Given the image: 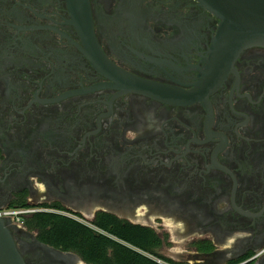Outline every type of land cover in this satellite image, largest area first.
Returning a JSON list of instances; mask_svg holds the SVG:
<instances>
[{"label": "flooded vegetation", "instance_id": "flooded-vegetation-1", "mask_svg": "<svg viewBox=\"0 0 264 264\" xmlns=\"http://www.w3.org/2000/svg\"><path fill=\"white\" fill-rule=\"evenodd\" d=\"M219 25L199 0H0V209L26 264H92L43 213L264 264V46L214 64Z\"/></svg>", "mask_w": 264, "mask_h": 264}, {"label": "trees", "instance_id": "trees-1", "mask_svg": "<svg viewBox=\"0 0 264 264\" xmlns=\"http://www.w3.org/2000/svg\"><path fill=\"white\" fill-rule=\"evenodd\" d=\"M41 240L64 251H73L92 264H183L160 253L162 240L152 230L123 223L111 215H99L91 228L56 214L28 218Z\"/></svg>", "mask_w": 264, "mask_h": 264}, {"label": "water", "instance_id": "water-1", "mask_svg": "<svg viewBox=\"0 0 264 264\" xmlns=\"http://www.w3.org/2000/svg\"><path fill=\"white\" fill-rule=\"evenodd\" d=\"M220 18L211 46L214 64H232L251 46H264V0H199ZM0 217V264H26L8 227Z\"/></svg>", "mask_w": 264, "mask_h": 264}, {"label": "rangeland", "instance_id": "rangeland-1", "mask_svg": "<svg viewBox=\"0 0 264 264\" xmlns=\"http://www.w3.org/2000/svg\"><path fill=\"white\" fill-rule=\"evenodd\" d=\"M171 239L173 240V243L166 245L160 253L164 255L167 258H173L176 260H180V256L183 253L184 245L183 242L179 241V239H175V235L173 231L170 233Z\"/></svg>", "mask_w": 264, "mask_h": 264}, {"label": "built area", "instance_id": "built-area-1", "mask_svg": "<svg viewBox=\"0 0 264 264\" xmlns=\"http://www.w3.org/2000/svg\"><path fill=\"white\" fill-rule=\"evenodd\" d=\"M19 215H20V211H18L16 209H0V217L18 219ZM157 261L159 263L166 264L159 259Z\"/></svg>", "mask_w": 264, "mask_h": 264}]
</instances>
